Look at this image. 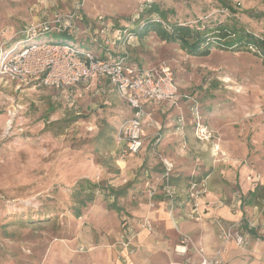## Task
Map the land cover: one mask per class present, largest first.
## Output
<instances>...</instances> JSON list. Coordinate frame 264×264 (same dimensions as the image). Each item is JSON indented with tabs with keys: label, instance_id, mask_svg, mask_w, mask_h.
<instances>
[{
	"label": "rangeland",
	"instance_id": "374dc122",
	"mask_svg": "<svg viewBox=\"0 0 264 264\" xmlns=\"http://www.w3.org/2000/svg\"><path fill=\"white\" fill-rule=\"evenodd\" d=\"M151 4L169 24L200 30L227 24L264 36V0H0L5 49L25 40V28L58 15L60 26L53 25L60 30L35 43L63 42L101 60L109 53L124 56L139 68L166 66L180 94L192 97L145 109L144 148L120 159L119 126L131 110L106 83L53 89L0 75V264H125L115 247L132 253L129 242L154 230L147 211L132 217L139 204L153 210L162 198L172 224L176 209L201 221L210 210L239 200L242 181L256 191L257 202L242 206L231 223L213 217V254L196 248L188 235H181L174 252L183 264H228L229 244L246 249L264 235V60L214 46L207 55H191L151 31L142 37L130 32V40L127 33L147 19L162 21L149 15ZM197 122L207 138H198ZM164 185L174 190V204L162 194ZM150 186L157 188L153 197L146 192ZM209 190L220 199L208 200ZM194 192L206 201L199 214L188 205ZM220 226L230 229L228 241Z\"/></svg>",
	"mask_w": 264,
	"mask_h": 264
},
{
	"label": "built area",
	"instance_id": "2783aa9c",
	"mask_svg": "<svg viewBox=\"0 0 264 264\" xmlns=\"http://www.w3.org/2000/svg\"><path fill=\"white\" fill-rule=\"evenodd\" d=\"M54 18V21L46 19L40 24L22 30L21 34L25 35L24 42L30 43L38 37L56 34L60 30L55 27L60 26V17L55 15ZM54 22H56L55 26ZM133 36L132 33H127V38L130 40ZM4 46L0 43V75H7L18 81L31 79L53 89L69 85H86L92 81H103L113 89L131 110V117L123 120L119 126L117 141L120 159L137 154L142 148L144 141L142 126L146 102L173 104L178 98L192 101L189 95L180 94L174 76L166 66L139 68L129 64L124 56L113 57L110 53L106 55L105 60H101L88 50L64 43H30L21 50H19L20 43L13 44L9 49H5ZM196 110L195 107L192 109L195 115ZM196 126L198 138H207L206 129L199 122ZM164 164L166 170L171 168L166 161ZM146 192L149 197H153L157 194V188L150 186ZM161 192L171 204L175 203L177 196L169 185H164ZM188 205L192 214H199L200 210L206 206V201L201 193L194 192L189 194ZM220 228L222 240L228 241L231 237L230 229L224 231L222 226ZM235 241L240 245L243 243V238L237 237ZM219 255L220 252L218 257ZM201 264H219V261L207 262L203 259Z\"/></svg>",
	"mask_w": 264,
	"mask_h": 264
},
{
	"label": "crops",
	"instance_id": "0c3cea01",
	"mask_svg": "<svg viewBox=\"0 0 264 264\" xmlns=\"http://www.w3.org/2000/svg\"><path fill=\"white\" fill-rule=\"evenodd\" d=\"M111 90L114 92L113 89ZM160 104L146 102L145 109L155 108ZM143 148L144 141L140 151ZM140 151H138V153ZM129 157H131V155ZM239 186V200L227 201L225 203L226 205L223 207L210 210V212L204 215L201 221L189 219L182 209H176L173 212L174 222L172 224L167 215L168 203L162 198L156 201V206L153 210H147L144 202L139 204V208L131 210L132 217L135 219L143 217L147 211L153 222L154 230L151 233L143 231L136 239H132L129 242L134 252H128L122 246L118 245L117 248L115 247L116 255L118 254L120 258L124 259L123 262H125V264H183V256L177 255V253L174 252V246L179 243L181 235L190 236L196 248L203 249L204 253L208 256L212 255L213 251L218 246L217 228L213 223V217H217L226 223H231L238 219V216L243 214L244 209L242 206H251L257 202L255 190L244 181H242ZM252 194L255 195L252 196ZM207 199L214 202L220 198L218 192L209 190ZM252 208H254V206ZM251 243L249 248L246 249L236 247L232 243L229 244L225 254L227 263L264 264V235L261 236L259 240H252ZM187 255L191 256L190 259L192 262L199 261L197 254L193 250H189ZM103 257L104 256L101 257V255L98 256V260L103 259ZM93 258H97L96 254L93 255Z\"/></svg>",
	"mask_w": 264,
	"mask_h": 264
},
{
	"label": "trees",
	"instance_id": "16d2710c",
	"mask_svg": "<svg viewBox=\"0 0 264 264\" xmlns=\"http://www.w3.org/2000/svg\"><path fill=\"white\" fill-rule=\"evenodd\" d=\"M148 12L149 15L157 13L162 21L147 19L138 29L129 32L139 37L147 32H154L161 41L177 43L182 50L191 55H207L211 47L214 46L215 49L228 51L243 49V51L251 52L252 55L264 60V36L257 37L243 29L227 24H219L215 28L205 27L203 30L188 25L169 24L166 22V13L160 11L159 7L154 4L149 6ZM34 41L35 39L30 43H35ZM30 43H25L23 40L20 42V46Z\"/></svg>",
	"mask_w": 264,
	"mask_h": 264
},
{
	"label": "bare ground",
	"instance_id": "6f19581e",
	"mask_svg": "<svg viewBox=\"0 0 264 264\" xmlns=\"http://www.w3.org/2000/svg\"><path fill=\"white\" fill-rule=\"evenodd\" d=\"M7 123H9V121Z\"/></svg>",
	"mask_w": 264,
	"mask_h": 264
}]
</instances>
